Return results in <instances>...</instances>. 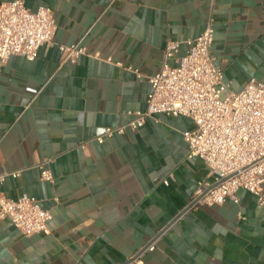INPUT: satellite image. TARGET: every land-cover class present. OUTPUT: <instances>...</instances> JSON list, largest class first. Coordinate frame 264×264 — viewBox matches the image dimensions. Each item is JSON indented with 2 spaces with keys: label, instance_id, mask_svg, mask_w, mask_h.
<instances>
[{
  "label": "crops",
  "instance_id": "0c3cea01",
  "mask_svg": "<svg viewBox=\"0 0 264 264\" xmlns=\"http://www.w3.org/2000/svg\"><path fill=\"white\" fill-rule=\"evenodd\" d=\"M25 3L51 7L56 32L36 59L14 55L0 65V173L24 168L6 179L5 195L35 196L53 219L49 233L31 236L1 220L0 264H127L154 239L144 264H264V207L256 195L240 189L239 203L187 209L212 178L203 160L188 158L190 118L163 113L138 130L95 140L146 108L149 77L160 70L167 42L195 38L209 21L230 89L263 78L264 0ZM59 44L125 67L87 54L63 62ZM185 50L182 44L178 56ZM51 157L55 178L45 181L37 164Z\"/></svg>",
  "mask_w": 264,
  "mask_h": 264
},
{
  "label": "built area",
  "instance_id": "2783aa9c",
  "mask_svg": "<svg viewBox=\"0 0 264 264\" xmlns=\"http://www.w3.org/2000/svg\"><path fill=\"white\" fill-rule=\"evenodd\" d=\"M56 32L54 11L41 5L37 10L25 0L0 4V65L14 55L34 60L41 46L52 44ZM215 29L209 21L200 35L183 41L169 40L164 49L160 70L149 77L152 85L144 110H131L124 124L107 126L95 140L99 143L128 129L138 130L148 119L158 120L166 113L190 118L194 127L183 132L188 144V158H200L212 178L200 183L194 193V205L220 207L227 200L240 202L239 190L257 196L264 207V77L251 78L240 91H232L223 79V71L213 54ZM182 44L186 50L178 56ZM63 62L77 63L82 55L104 59L120 67L124 63L111 57L102 58L77 44H59ZM175 58L176 63L170 64ZM138 76L141 73L126 67ZM44 158L37 167L41 179L54 181L51 164ZM24 168L0 173V221L9 219L25 236L49 233L53 213L41 201L27 193L17 198L5 195L3 185L8 177L18 178ZM169 185V179H164ZM193 205V206H194ZM156 249L155 239L144 246L127 264H144L143 253Z\"/></svg>",
  "mask_w": 264,
  "mask_h": 264
},
{
  "label": "water",
  "instance_id": "95a60500",
  "mask_svg": "<svg viewBox=\"0 0 264 264\" xmlns=\"http://www.w3.org/2000/svg\"><path fill=\"white\" fill-rule=\"evenodd\" d=\"M195 202H196V201L192 202V203L187 207V209H189L190 207H192V206L195 204ZM164 230H165V229H164ZM164 230H163L162 232H164ZM162 232H161L160 234H162ZM160 234H159V235H160Z\"/></svg>",
  "mask_w": 264,
  "mask_h": 264
}]
</instances>
